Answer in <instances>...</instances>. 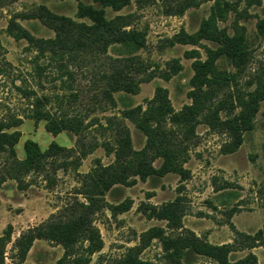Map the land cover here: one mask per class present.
Wrapping results in <instances>:
<instances>
[{
	"label": "rangeland",
	"instance_id": "1",
	"mask_svg": "<svg viewBox=\"0 0 264 264\" xmlns=\"http://www.w3.org/2000/svg\"><path fill=\"white\" fill-rule=\"evenodd\" d=\"M79 1L0 0V41L5 53L2 58L5 62L0 64V119L12 116L24 119L19 127L22 137L16 146L18 157L24 158L27 140L37 142L42 150L52 142L67 148L78 145V137L72 133L63 132L54 136L46 131L45 121L36 123L28 118L35 109L37 97H46L48 104L45 110L56 116H79L90 122L82 141L89 149L92 145H98L77 168L55 173L49 169L48 174H29L25 177L27 187L24 189H20L13 180H7L0 188V236L9 225L14 229L12 243L6 250V264L17 263L12 259L15 239L27 229L64 210L77 196L82 175L89 173L97 160L104 165L114 163V154H108L103 144H114L113 127L117 121L123 122L129 129L135 150L145 147L147 137L133 122L123 118V112L138 106L146 109L159 87L168 90L173 108L182 110L191 103L189 92L196 60L186 53L197 50L200 58L205 60L207 55L203 47L217 48L215 43L205 40L197 46H171L168 42L181 30L196 33L202 21L210 16L217 0L204 2L181 16L168 14L169 6L174 4L172 0H156L142 8L133 3L120 11L107 8L108 19L130 15V28L146 34V46L115 45L108 49L104 57L78 55L73 59L41 53L27 41L16 40L14 34L7 30L12 18L37 12L41 6L55 14L78 20ZM220 1L222 4L228 3L220 26L231 35L242 32V28L245 30L248 56L239 69L226 58L217 61L220 69L234 75V80L218 93L215 104L247 98L250 92L264 85V0ZM17 21L36 38L55 36L54 31L39 19ZM131 56L139 57L144 62L145 72L141 78L150 73H154L155 78L142 83L136 94L115 93V106L98 101L99 90L104 85L101 76L109 71V58ZM173 62L181 66L177 74H172ZM165 72L172 74L168 80L162 77ZM229 96L232 98L229 99ZM225 115L226 111H222L220 117L225 119ZM109 119H113L112 128L107 125ZM198 121L196 136L189 147L185 164L191 171L190 179L182 181L178 175L168 174L151 176L145 181L138 179L131 187L114 186L105 196L107 204L115 207L131 200L132 207L123 213L108 208L97 213L94 221L104 247L90 258L88 264H110L124 257L132 248L143 244L142 236L153 227H162L167 235H177L179 232L169 229L165 221L150 219L143 210L150 206L161 207L178 196L183 197L186 205L183 226L212 244L233 243L235 229L252 236L260 230L264 231V102L255 118L254 128L245 133L243 144L234 153L224 152L232 141L226 131L211 129L204 115ZM6 157L5 154L0 155V164L4 163ZM161 163L158 160L155 166L159 167ZM48 177L54 182L51 183ZM78 198L85 201L82 196ZM249 252L247 249L238 250L230 258L235 261ZM251 252L257 255L258 264H264V233L258 246ZM63 255L61 245L36 240L23 264H57ZM140 257L155 264H164L165 252L161 242L151 240L141 250Z\"/></svg>",
	"mask_w": 264,
	"mask_h": 264
},
{
	"label": "trees",
	"instance_id": "2",
	"mask_svg": "<svg viewBox=\"0 0 264 264\" xmlns=\"http://www.w3.org/2000/svg\"><path fill=\"white\" fill-rule=\"evenodd\" d=\"M88 1H79L76 18L81 21L55 14L47 7L41 6L37 12L12 18L7 30L14 34L16 40L27 41L41 53L73 59L78 55L104 57L107 56L108 49L115 45L135 48L146 46V34L130 28V15H118L108 19L106 9L120 11L133 3L142 8L152 5L156 0ZM207 1L210 0H172L174 4L169 6L168 14L181 16L187 10L197 8ZM225 5L228 6V3L215 1L210 16L202 21L196 33L189 34L181 30L168 40L171 46H197L204 40L217 45L215 49L203 47L207 55L205 60L200 58L197 50L186 53L196 59L193 63L192 89L189 92L191 103L176 111L168 90L159 87L146 109L138 106L124 111L123 118L133 122L147 137L146 145L141 150L133 148L130 131L123 122L117 121L113 127V119H109L107 125L114 129V144L107 142L103 146L108 154H114V163L104 165L97 160L95 167L82 175V185L76 192L77 196L64 210L27 229L15 239L12 259L16 264L25 262L36 240H46L62 246L64 255L57 264H88L90 258L104 247L100 230L94 221L97 213L104 208L123 213L132 207L131 200L115 207L107 204L105 196L114 186L131 187L138 179L145 181L151 176L162 177L168 174H176L182 181L190 179L191 171L185 164L188 161L189 147L196 136L200 116L204 115L211 129L224 130L231 136L232 141L225 147V153H234L240 148L245 133L254 128L255 118L264 102V85L250 92L247 98L234 101L229 96L230 100L215 104L218 93L229 87L234 80V75L220 69L217 61L226 58L239 69L245 64L248 56L245 30L242 28V32L231 35L226 28L220 26L219 22L225 14ZM17 19H39L54 31L55 36L47 39L36 38ZM3 50L0 41V64L5 62L2 61L5 55ZM109 60V71L101 76L104 85L99 90L98 101L109 103L111 106L116 105L115 93L136 94L142 83L149 82L156 76L150 73L146 77H140L145 72V65L139 57ZM172 66V74L181 70L177 63L173 62ZM172 74L165 72L162 77L168 80ZM47 104L46 97H37L35 109L28 118L36 123L45 121L46 131L54 136L63 132L72 133L78 137L77 147L67 148L52 142L47 149L42 150L37 142L27 140L24 144L25 156L21 159L17 155L16 146L22 137L19 127L23 125L24 119L15 116L0 119V155L7 156L4 163L0 164V188L7 180H13L20 189H24L27 187L25 177L29 174H44L49 172V169L55 173L77 168L81 161L97 148L98 145L86 148V143L82 141L90 122L79 116H56L45 110ZM222 111H226L225 119L220 117ZM158 160L162 163L156 167L155 162ZM48 180L54 182L49 177ZM78 196H82L85 201H81ZM147 208L143 213L148 218L165 221L169 229L179 233L170 236L162 227H153L142 236V245L132 248L124 257L110 264H155L140 257L141 250L153 239H158L162 244L165 252L164 264H258L257 255L251 250L258 246L263 230L252 236L235 229L236 237L233 243L216 245L183 226V218L186 215L183 197L178 196L161 207ZM13 232V226L9 225L0 236V264H6V250L12 243ZM244 249L250 252L243 258L231 260L233 252ZM191 257L194 259H190Z\"/></svg>",
	"mask_w": 264,
	"mask_h": 264
}]
</instances>
